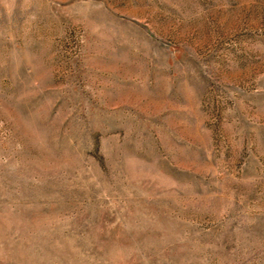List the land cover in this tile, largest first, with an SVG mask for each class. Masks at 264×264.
<instances>
[{"label":"rangeland","instance_id":"1","mask_svg":"<svg viewBox=\"0 0 264 264\" xmlns=\"http://www.w3.org/2000/svg\"><path fill=\"white\" fill-rule=\"evenodd\" d=\"M0 264H264V0H0Z\"/></svg>","mask_w":264,"mask_h":264}]
</instances>
